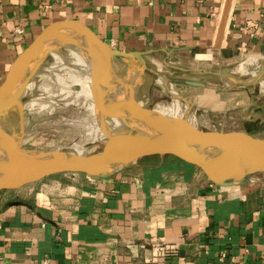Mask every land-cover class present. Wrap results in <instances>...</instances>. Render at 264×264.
<instances>
[{
	"label": "crops",
	"instance_id": "obj_1",
	"mask_svg": "<svg viewBox=\"0 0 264 264\" xmlns=\"http://www.w3.org/2000/svg\"><path fill=\"white\" fill-rule=\"evenodd\" d=\"M64 19L144 51L154 71L215 75L205 70L228 56H264V0H0V82L45 25ZM188 80L201 83H185L188 102L224 107L222 92ZM0 264H264V180L218 185L152 153L103 175L62 171L0 188Z\"/></svg>",
	"mask_w": 264,
	"mask_h": 264
},
{
	"label": "water",
	"instance_id": "obj_2",
	"mask_svg": "<svg viewBox=\"0 0 264 264\" xmlns=\"http://www.w3.org/2000/svg\"><path fill=\"white\" fill-rule=\"evenodd\" d=\"M78 28L93 44L98 55L92 62L93 102L98 109L99 122L106 110L125 121L148 118L163 126L161 134L129 135L119 139L106 136L110 145L102 150L88 154L61 150H38L21 147L0 126V164L9 163L12 167L0 177V188H14L32 182L51 173L62 171H80L87 174L103 175L146 154H172L188 163L198 166L205 175L218 185L241 182L257 170L264 171V139L251 136L243 131L202 130L187 126L153 108H145L136 103H124L109 98L102 99L99 87L108 92L111 81L100 80L98 66L110 58L120 60L125 56L139 59L144 51H123L110 47L98 38L84 23L74 19L56 20L45 25L31 41L14 57L0 82V115L13 105L29 82L39 61V52L44 49L43 40L60 28ZM68 35L67 33H64ZM144 61L143 59H141ZM171 68L174 66L169 65ZM217 76H227L235 81L239 79L231 73L205 70ZM254 80H242L251 83ZM174 81H179L174 79ZM183 83L201 84L197 81L182 79ZM133 97V95H132ZM134 99V97H133ZM125 100V99H124ZM135 100V99H134ZM136 101V100H135ZM227 143L237 148L231 157H206L205 146L214 143ZM7 158V159H5ZM112 167V168H109ZM109 168V169H108Z\"/></svg>",
	"mask_w": 264,
	"mask_h": 264
},
{
	"label": "rangeland",
	"instance_id": "obj_3",
	"mask_svg": "<svg viewBox=\"0 0 264 264\" xmlns=\"http://www.w3.org/2000/svg\"><path fill=\"white\" fill-rule=\"evenodd\" d=\"M56 50L69 59V49L66 45H59ZM226 58L223 65L219 62L210 65H216L213 68L234 74L239 79V81L232 79L231 84L227 83V76L208 75L197 71L186 72L164 66L154 71L146 61L141 60L144 59L143 57L136 59L135 64H140L142 69L140 81L133 95L135 103L145 108H153L158 104H169L173 100L167 89L156 80L158 75H162L178 92L180 104L189 103L190 114L194 117V124L190 121L191 126L221 132L243 131L242 128H245V130L250 129L251 134L243 132L264 139V73L254 82L242 83L249 74L235 70V67L241 66L238 64L242 63L243 66L249 64L253 71L260 70L264 68L262 66L264 56L246 53ZM183 64L181 61L177 65ZM82 74L80 69L74 67L72 61L60 62L50 53H46L29 78V84L18 98V104L1 113V128L24 148L88 154L108 147L109 139L94 132L98 122L97 117H94L87 107L88 99L82 94H77L82 87L73 81V78L81 77ZM185 78L203 81L214 87L213 92H222L225 97L224 107L217 110L208 109L188 102L182 92L183 89L189 88L181 81ZM174 79L179 81L176 82ZM65 87L66 89H63ZM33 99L37 101L34 103ZM39 103L43 105L41 108ZM248 123L253 126H248ZM250 175H257L264 180L263 170L254 171Z\"/></svg>",
	"mask_w": 264,
	"mask_h": 264
},
{
	"label": "bare ground",
	"instance_id": "obj_4",
	"mask_svg": "<svg viewBox=\"0 0 264 264\" xmlns=\"http://www.w3.org/2000/svg\"><path fill=\"white\" fill-rule=\"evenodd\" d=\"M64 33H67L68 35H65ZM64 39H74L80 43H66ZM43 44L45 48L39 52L40 59H42L46 53H50L55 59L60 62H68V60L72 61L74 67L80 69L83 72V76H76L73 78V81H75L79 84L80 87H82V90L77 94H82L84 98L88 99L87 107L89 108L90 112L94 115V117H97L98 123L95 121L97 124L94 132L98 133L99 136H111V138L113 139H119L129 135H150L161 134L163 132V126L156 120L142 118L141 120L125 121L119 117L113 116L109 112V110H106L105 114H103L102 118H100L102 119L103 123L99 122V117L97 115L98 109L96 108L92 98V90L94 83L92 74V62L97 57L98 50L93 44L88 41V39L81 30H79L78 28L70 27L60 28L56 30V32L51 33L46 38H44ZM59 45L67 46V48L69 49V59L62 56L60 52H57L56 48ZM249 59L251 58L249 57ZM135 63V58L125 56L120 60L115 58H107V60L102 63V66L101 64H99V79L112 82L110 90L108 92L103 86L99 87L98 93L102 99L109 98L115 101H124V103H135V100L133 99L132 95H134L135 89L137 88V84L140 81V72L142 69V66L140 64L136 65ZM242 64H238L241 66H236L235 70L239 71L240 73H248L249 76L247 77V80H254L255 78L260 79V77L264 73V68H260V70L253 71V69L250 68L249 64V66H243ZM262 66H264V63ZM57 79L61 80L60 77H57ZM226 79H228L227 83L231 84V80L233 78L227 77ZM156 80L159 81L160 84L167 89L169 94L173 97V100L169 104H158L153 107V109L187 126H191L190 121L194 124V117L190 114L189 103L185 102L183 104H180L178 100L179 94L176 89L172 86V83L168 82L166 77L162 75H158L156 77ZM90 81L91 83H89ZM28 84L29 82L27 83V85ZM63 89H66V87ZM35 101L37 100L33 99L34 103ZM34 103H32V105ZM38 105H40V103ZM204 150L205 156L209 158L231 157L236 153L237 148L231 144L214 142L206 145ZM10 167H12V165L10 166L9 163L5 164V166L3 164H0V177H2L4 174L3 172L9 170Z\"/></svg>",
	"mask_w": 264,
	"mask_h": 264
},
{
	"label": "built area",
	"instance_id": "obj_5",
	"mask_svg": "<svg viewBox=\"0 0 264 264\" xmlns=\"http://www.w3.org/2000/svg\"><path fill=\"white\" fill-rule=\"evenodd\" d=\"M16 32H21V29L20 28H16V30H15Z\"/></svg>",
	"mask_w": 264,
	"mask_h": 264
}]
</instances>
